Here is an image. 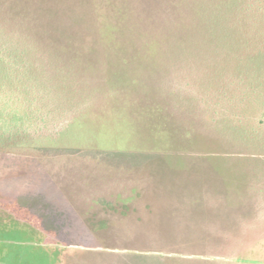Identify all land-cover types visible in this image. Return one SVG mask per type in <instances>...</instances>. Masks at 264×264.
Here are the masks:
<instances>
[{
    "label": "rangeland",
    "instance_id": "1",
    "mask_svg": "<svg viewBox=\"0 0 264 264\" xmlns=\"http://www.w3.org/2000/svg\"><path fill=\"white\" fill-rule=\"evenodd\" d=\"M239 1L0 0V47L34 38L67 86L48 125L0 130V264H264L239 122L264 110V31L217 15Z\"/></svg>",
    "mask_w": 264,
    "mask_h": 264
},
{
    "label": "trees",
    "instance_id": "2",
    "mask_svg": "<svg viewBox=\"0 0 264 264\" xmlns=\"http://www.w3.org/2000/svg\"><path fill=\"white\" fill-rule=\"evenodd\" d=\"M217 15H222V20L229 21L228 25H232L230 29L242 32L247 29L245 24H250L252 30L253 26L256 28L255 32L264 31V28H260V24L264 22V0L239 1L236 5L224 7ZM10 43L13 42L6 41L7 46ZM14 43L16 45L13 44L12 48L0 47L3 78L0 90V130L4 134L35 129L37 124H40L39 127L48 125L50 118L56 113L49 101L63 98L62 89L67 87L59 84L63 82L61 78L63 79L65 73L55 67L58 65L57 59L44 51L37 40L30 36H21ZM258 56L264 57V51L261 50ZM261 85L264 86L263 83ZM81 116L77 113L73 120L64 124L55 140L64 143L74 137L78 138ZM239 122L244 136H247L246 141L264 147V110L258 123L250 125L252 128L247 129L242 119Z\"/></svg>",
    "mask_w": 264,
    "mask_h": 264
}]
</instances>
